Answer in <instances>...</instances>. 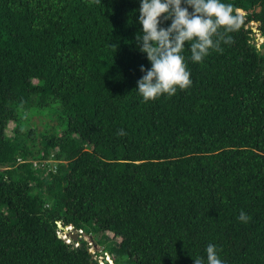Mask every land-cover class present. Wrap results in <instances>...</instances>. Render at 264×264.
<instances>
[{
	"label": "trees",
	"instance_id": "16d2710c",
	"mask_svg": "<svg viewBox=\"0 0 264 264\" xmlns=\"http://www.w3.org/2000/svg\"><path fill=\"white\" fill-rule=\"evenodd\" d=\"M224 2L231 41L202 62L186 43L191 85L145 102L139 0H0V264H99L59 222L112 233L116 264H194L208 243L264 264V0Z\"/></svg>",
	"mask_w": 264,
	"mask_h": 264
},
{
	"label": "clouds",
	"instance_id": "9594fccd",
	"mask_svg": "<svg viewBox=\"0 0 264 264\" xmlns=\"http://www.w3.org/2000/svg\"><path fill=\"white\" fill-rule=\"evenodd\" d=\"M139 5L138 22L142 27L135 43L139 51L146 53L151 66H140L143 75L135 90L145 102L162 95L172 96L191 85L183 55L186 43L191 60L202 62L210 51H223L221 42L231 41V36L225 34L240 26L238 12L234 13L233 5L224 0H139ZM167 21L170 23L164 26ZM118 134L123 135L124 130ZM237 218L247 223L251 216L241 210ZM61 226L65 231L70 225L61 222ZM97 253L93 255H100ZM204 253L194 257V264H226L215 244L208 243Z\"/></svg>",
	"mask_w": 264,
	"mask_h": 264
},
{
	"label": "rangeland",
	"instance_id": "374dc122",
	"mask_svg": "<svg viewBox=\"0 0 264 264\" xmlns=\"http://www.w3.org/2000/svg\"><path fill=\"white\" fill-rule=\"evenodd\" d=\"M253 40L256 42L257 46L260 47V45L263 43V38L260 36L259 30L254 25L253 27V34H252ZM32 119L34 123H32V127L36 125V128L38 131H43L46 127H53L59 124V121L54 118V116L49 117L48 115H33ZM14 127V123L11 122L8 126L7 133L8 135H12V129ZM5 168V167H4ZM73 233L79 234L78 229H74ZM107 239L103 241L104 243H101L98 241V239H101V236L95 237L93 234H89L88 232L82 233L78 238H73L72 233H69V239L71 242H73L76 246H81L82 242H86V246L88 247L89 252H98L97 254H100L98 256L93 255L94 259L98 260L99 264H116L114 260V256L106 249V243H110L113 240V234L112 233H106ZM82 240V241H81ZM117 241H120L119 238H117ZM102 254V255H101ZM106 254V255H105ZM109 257H111V260H109ZM129 264V263H128ZM130 264H135L130 263Z\"/></svg>",
	"mask_w": 264,
	"mask_h": 264
},
{
	"label": "built area",
	"instance_id": "2783aa9c",
	"mask_svg": "<svg viewBox=\"0 0 264 264\" xmlns=\"http://www.w3.org/2000/svg\"><path fill=\"white\" fill-rule=\"evenodd\" d=\"M19 163H24V162H32L34 164V167L36 169H39L41 171H43L46 175L49 174L50 172H56L57 170V166L59 164V160L50 157L49 159H45V160H22V159H18ZM59 228H61V222L58 223ZM62 229V228H61ZM75 228L73 226H69L68 227V231L73 233V230ZM68 231H64L63 235H68L69 233ZM82 233H84V231L80 230L78 236H80ZM90 250V249H89ZM92 253V252H91ZM96 252H93L92 254H95Z\"/></svg>",
	"mask_w": 264,
	"mask_h": 264
},
{
	"label": "water",
	"instance_id": "95a60500",
	"mask_svg": "<svg viewBox=\"0 0 264 264\" xmlns=\"http://www.w3.org/2000/svg\"><path fill=\"white\" fill-rule=\"evenodd\" d=\"M61 228H63L62 226H61ZM65 229V231H68V228L66 227V228H64ZM72 237L75 239V238H78V235L77 234H74V233H72Z\"/></svg>",
	"mask_w": 264,
	"mask_h": 264
},
{
	"label": "bare ground",
	"instance_id": "6f19581e",
	"mask_svg": "<svg viewBox=\"0 0 264 264\" xmlns=\"http://www.w3.org/2000/svg\"><path fill=\"white\" fill-rule=\"evenodd\" d=\"M109 260L111 261V259L109 258Z\"/></svg>",
	"mask_w": 264,
	"mask_h": 264
}]
</instances>
